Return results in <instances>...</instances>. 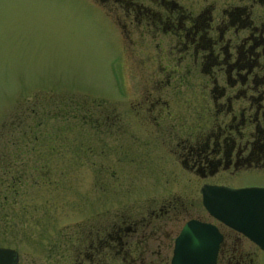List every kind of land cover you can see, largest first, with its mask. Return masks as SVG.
Instances as JSON below:
<instances>
[{
    "label": "rangeland",
    "instance_id": "rangeland-1",
    "mask_svg": "<svg viewBox=\"0 0 264 264\" xmlns=\"http://www.w3.org/2000/svg\"><path fill=\"white\" fill-rule=\"evenodd\" d=\"M103 4L117 19L95 0H0V175L12 164L20 176L13 191L1 183L0 246L17 252L16 264H74L70 240L105 210L181 196L176 235L189 218L217 223L201 204L203 184L264 186V160L206 178L180 163L170 131L177 140L181 123L199 117L202 134L211 126L198 64L170 33L123 22L120 2ZM161 78L171 79L167 113L177 115L159 120L169 132L158 137L132 104L153 97Z\"/></svg>",
    "mask_w": 264,
    "mask_h": 264
},
{
    "label": "flooded vegetation",
    "instance_id": "flooded-vegetation-1",
    "mask_svg": "<svg viewBox=\"0 0 264 264\" xmlns=\"http://www.w3.org/2000/svg\"><path fill=\"white\" fill-rule=\"evenodd\" d=\"M95 1L103 7L105 2H120V20L132 17L154 34L170 33L177 41L175 45L190 53L192 62L198 64L203 92H208V98L201 95L200 106L204 113L213 112V119L207 113L210 118L204 123L211 122V126L207 134H202L199 117L198 125L192 122L186 127L181 123L183 134L177 133V140L171 138L172 131L167 135L178 147L175 154L185 168L206 178L219 170L253 168L264 160V0ZM199 4L202 7L195 9ZM104 8L117 19L111 7ZM170 80L153 79V90L148 89L153 97L146 95L132 104L138 118H153V128L145 129L149 135L165 136L169 130L158 127L159 120L177 115L167 113L170 102L164 89L169 88ZM190 129L195 131L187 133ZM11 166L5 165V173L0 175V190L4 183L5 191H13L20 178ZM147 201L113 213L105 210L101 218L97 213L85 230H77L78 238L70 240L72 263L171 264L178 234L173 235L171 226L185 211L184 203L181 196ZM216 222L212 224L222 240L215 264H258V254L264 250L238 231ZM245 242L250 248L244 246Z\"/></svg>",
    "mask_w": 264,
    "mask_h": 264
},
{
    "label": "water",
    "instance_id": "water-1",
    "mask_svg": "<svg viewBox=\"0 0 264 264\" xmlns=\"http://www.w3.org/2000/svg\"><path fill=\"white\" fill-rule=\"evenodd\" d=\"M200 192L207 212L264 250V186L228 188L204 184ZM222 235L207 222L191 219L175 238L171 264H215ZM17 252L0 247V264H16Z\"/></svg>",
    "mask_w": 264,
    "mask_h": 264
},
{
    "label": "trees",
    "instance_id": "trees-1",
    "mask_svg": "<svg viewBox=\"0 0 264 264\" xmlns=\"http://www.w3.org/2000/svg\"><path fill=\"white\" fill-rule=\"evenodd\" d=\"M29 113H34V111L30 110V112H29Z\"/></svg>",
    "mask_w": 264,
    "mask_h": 264
}]
</instances>
